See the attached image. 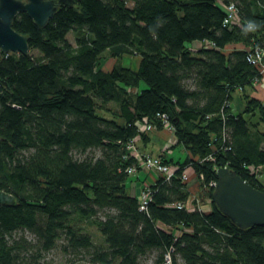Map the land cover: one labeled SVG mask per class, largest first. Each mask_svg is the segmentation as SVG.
<instances>
[{"label":"trees","instance_id":"16d2710c","mask_svg":"<svg viewBox=\"0 0 264 264\" xmlns=\"http://www.w3.org/2000/svg\"><path fill=\"white\" fill-rule=\"evenodd\" d=\"M74 1L44 28L19 13L12 27L28 54L0 50V189L15 197L0 205V264H40L19 230L39 251L63 239L91 264H144L151 253V264H264V226L240 229L213 202L177 207L190 198V166L208 197L224 166L264 191L248 169L264 166V103L246 58L264 42V0ZM228 5L239 25L224 23ZM192 43L205 46L194 53ZM125 54L139 57L136 70L101 63ZM162 115L192 157L158 155L178 169L156 175L141 209L127 169H142L128 144L149 134L138 130L144 118L161 129Z\"/></svg>","mask_w":264,"mask_h":264},{"label":"water","instance_id":"95a60500","mask_svg":"<svg viewBox=\"0 0 264 264\" xmlns=\"http://www.w3.org/2000/svg\"><path fill=\"white\" fill-rule=\"evenodd\" d=\"M74 0H0V50L27 55L28 37L17 32L13 20L26 15L38 28H44L60 6L72 7ZM3 85H7L2 81ZM216 208L240 229L264 226V191L259 190L227 167L216 170L211 194ZM15 197L0 189V205H13Z\"/></svg>","mask_w":264,"mask_h":264},{"label":"rangeland","instance_id":"374dc122","mask_svg":"<svg viewBox=\"0 0 264 264\" xmlns=\"http://www.w3.org/2000/svg\"><path fill=\"white\" fill-rule=\"evenodd\" d=\"M68 39L70 42H73V36L71 33L68 34ZM187 46L190 48V50L192 52H196L198 49L204 47L205 45L201 44V43H192V44H187ZM230 47V46H229ZM34 54H36L35 52H33ZM117 62V65H121L124 67H128L132 70H136L138 67V63H139V57L136 55H128L125 54L123 55L121 58L117 59H113L110 58L109 56L106 57V59H103L101 61L102 65L104 66L105 69H110L115 63ZM142 87H144V84L142 85ZM255 94L253 92V94L260 98L262 100V102L264 103V86H257L255 87ZM236 94H234V98ZM233 98V99H234ZM234 106L233 110L237 111L238 108H240V104L239 101L237 99H234L232 107ZM243 110V108H242ZM238 112H240V110H238ZM171 126H174L173 124L170 123ZM151 129L150 130H142L143 133H151L154 131H164L166 133V139L163 140L160 143L159 137H157L156 135H146V136H141L140 139L135 138V146L136 147V151L138 153V155H141L143 157L145 156H153V157H158V155H154L157 151L158 148L157 147H162L161 152H159V156H163V155H171L173 156L172 158L174 159H179V160H184V161H189L190 160V156L187 149L184 148L182 145L181 146H177V140L175 138V134H172L169 129L167 127H164V125L162 124L161 129H155L154 125H151ZM168 126V125H166ZM259 129L261 131L264 132V124L260 123L259 124ZM146 137H147V147L150 146L152 147V150H150L151 152L148 153L147 150L144 148V146H146ZM160 143V144H159ZM175 149L174 155H172L173 151ZM166 153V154H165ZM90 154H94V155H99L100 152L98 149H95L94 151L90 152ZM163 154V155H162ZM74 155L75 157H83L86 155V153H81L79 151H74ZM160 158V157H159ZM139 161V159H138ZM259 169V174H258V178L260 179V182L264 185V166L262 165V167H257ZM143 171V170H140ZM186 171V175L188 178V182H191L190 187L192 186V189L190 190V199L193 201L194 206L198 207L204 211L211 209L212 207V200L211 197H208L207 193H206V188L205 186H193V184L199 183L200 180L202 179L201 176L195 175L194 170L192 169V167L190 166V168H185ZM143 172L145 173H150L151 171H146L144 170ZM134 174H130V178L135 175ZM155 174V173H154ZM257 176V174H256ZM128 179V181H129ZM156 178H154L152 180V182L155 180ZM151 180V179H150ZM127 181V182H128ZM151 182V181H149ZM149 182L147 183H143L142 184V190L143 188L147 187L150 185ZM189 187V189H190ZM199 188V190H198ZM213 188V187H212ZM188 189V191H189ZM141 190V192H142ZM197 191V192H196ZM199 191V193H198ZM213 191V190H212ZM195 193L198 195L197 197L193 198ZM196 196V195H195ZM90 232L94 233V229L91 228L89 229ZM16 237L19 236H23L25 239H27V241H30L31 244H33L34 248H30L29 251L32 252V255L34 256L35 259H37V261L40 264H91L88 262L86 254L81 252L80 254H71V253H67V251L65 250V241L63 239H60L56 242L55 246L53 248H51L50 250H38V245H37V241L36 238L33 236V234L30 231L27 230H19L15 233ZM39 254L38 256H36V254ZM29 252L25 253L24 251H22L21 255L23 256L24 260H30L29 257ZM153 258V253L149 254V256H145L143 258V263L144 264H151V259ZM178 262L181 263L182 261L180 259H178Z\"/></svg>","mask_w":264,"mask_h":264},{"label":"built area","instance_id":"2783aa9c","mask_svg":"<svg viewBox=\"0 0 264 264\" xmlns=\"http://www.w3.org/2000/svg\"><path fill=\"white\" fill-rule=\"evenodd\" d=\"M225 12H226V17L224 19V23L225 24H232V25H239V19L237 16V12L236 9L234 8L233 5H228L225 6ZM247 61L254 65L255 67H257L258 69V73L259 75L254 79L253 84L255 87H259V86H264V42L263 44L256 46L252 49H248L247 50ZM163 118V125L164 127H167L169 129V131L172 134H175V128L174 126H171L169 121L167 120V118L162 115ZM168 125V126H166ZM151 124L147 122V120L144 118L142 122H140L138 124V130L140 132H142V130H150L151 129ZM139 139V136L135 137ZM135 138L133 140H131V142L128 144V149L130 150V153L132 156L136 157L137 159H139V164L141 165V169L144 171L146 170L154 172L157 176H163L166 179L170 178L173 173L178 169V166L175 165H169V164H164L163 161L159 158V157H153V156H141L138 155L137 151H136V146L134 144L135 142ZM226 167V166H224ZM257 167H262V165H257V166H249L248 169L250 170V173L253 175H256V177H258L259 174V169ZM190 168V167H188ZM187 169V168H186ZM127 173L128 174H134L136 173L135 168L130 167L127 169ZM202 178V177H201ZM182 179L183 181L188 182V178L186 175V171L183 172L182 175ZM215 185V181H213L211 183V187H214ZM190 187V186H189ZM150 198V190L149 187L147 185V187L143 188L140 196H139V200L141 202V209H143L145 207V205L147 204V202L149 201ZM186 206V208L188 210L193 209V205H192V200L189 198L188 201L183 205V204H178L177 207L181 208Z\"/></svg>","mask_w":264,"mask_h":264},{"label":"crops","instance_id":"0c3cea01","mask_svg":"<svg viewBox=\"0 0 264 264\" xmlns=\"http://www.w3.org/2000/svg\"><path fill=\"white\" fill-rule=\"evenodd\" d=\"M232 47V46H231ZM236 47H238V48H241V46L240 45H237ZM235 97L236 98H234V99H237L238 101H239V104H240V108H238L237 109V111L238 110H242V108H243V104L241 103V101L239 100V98H238V95L236 94L235 95ZM234 99H233V101H234ZM233 101H232V104H233ZM233 108H234V106H233ZM150 135H156L157 137H159V140H160V143L163 141V140H165L166 139V133L164 132V131H154V132H151V133H149V136ZM146 146H144V148L147 150V152L148 153H150L151 151L150 150H152V147H150V146H148L147 147V137H146ZM159 143V144H160ZM158 148V151L154 154V155H159V152H161V149H162V147H157ZM174 152H175V149H174V151L172 152L173 154L172 155H174ZM165 157L167 158V157H173V156H171V155H165ZM156 177V174H154V172H148V173H145V172H143V171H139V172H137L135 175H133L132 177H131V181H130V183L128 184L129 185V191H130V194L131 195H133V196H136L137 198H139V196H140V194H141V190H142V184L145 182H149V181H151L152 182V180L154 179ZM151 179V180H150ZM260 180V179H259ZM151 182H149V184H151ZM148 185V184H147ZM191 185V182L189 183V186ZM198 186L199 187V183H196V184H193V186ZM192 189V186L190 187V189H189V192H191L190 190ZM198 190H199V188H198ZM197 192V191H196ZM192 193V192H191ZM196 194V193H195Z\"/></svg>","mask_w":264,"mask_h":264}]
</instances>
